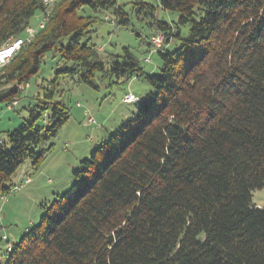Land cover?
<instances>
[{"label": "trees", "instance_id": "trees-1", "mask_svg": "<svg viewBox=\"0 0 264 264\" xmlns=\"http://www.w3.org/2000/svg\"><path fill=\"white\" fill-rule=\"evenodd\" d=\"M154 1L135 0L131 10L163 36L157 74L129 47L103 56L92 41L101 14L131 25L130 2L118 0H57L0 73V86L23 84L47 55L56 59L28 118L4 132L0 197L26 161L35 173L53 152L47 142L70 118L62 78L95 90L141 78L152 88L81 159L71 186L42 205L37 224L7 242L0 264H264V205L252 203L264 188V0ZM158 7L177 21L158 19ZM44 9L42 0H0V47ZM17 94L1 90L0 102Z\"/></svg>", "mask_w": 264, "mask_h": 264}, {"label": "rangeland", "instance_id": "rangeland-1", "mask_svg": "<svg viewBox=\"0 0 264 264\" xmlns=\"http://www.w3.org/2000/svg\"><path fill=\"white\" fill-rule=\"evenodd\" d=\"M133 1L135 0H118L119 4L130 2L124 6L130 15V26L126 28L116 26L112 16L106 12L101 14L103 18L101 22L92 25L93 32L90 35H92V41L98 50L103 52V56L120 54L122 47H129L140 60L145 72L157 74L161 67V61L155 50L156 46L160 44V37L163 41V36L148 26L149 19L139 20L136 17L131 10ZM143 1L155 4L154 0ZM156 16L158 19L172 24L177 21L178 13L165 11L158 7ZM41 19L42 13L37 12L30 20L29 26L21 38L27 36V31L38 27ZM179 29L181 36L184 37L188 33L189 24L179 25ZM148 40L151 46L146 45ZM177 43L179 41L175 38L171 39L167 44V49L174 50ZM5 45L6 43L2 44L0 50L5 49L7 47ZM10 61L0 65V73ZM54 61L56 59H51V55H47L39 75L32 77L30 81L23 84L0 86V92L9 88H15L18 91L14 101L0 102L1 141L5 131L17 128L28 118V108L40 100L44 88H48V82L53 77ZM61 83L63 85L61 88H64L62 99L69 108L70 118L60 127L57 136L47 142V146L54 144V149L39 167L40 169L32 173L31 162L26 161L22 167L18 168L14 176V180H16L17 175L23 171L21 178L29 177L30 183L21 190L13 191L8 195L9 199L17 204L8 213L3 211L6 219L0 225V262L5 258L7 242L16 243L19 241L21 233L29 225L37 224L43 211L42 205L48 204L55 193L64 192L71 186L74 181L73 170L80 166L81 159L89 158L90 152L96 144L107 139L109 133L135 113L137 104L124 103L123 98L127 94H133L142 99L152 91L150 85L141 78H133L127 83L113 85L111 88L101 84L98 90L78 83L76 77H64L61 79ZM89 117H92L95 123L88 124ZM18 179L20 180V178ZM252 203L256 207L264 205V188L252 192Z\"/></svg>", "mask_w": 264, "mask_h": 264}, {"label": "built area", "instance_id": "built-area-1", "mask_svg": "<svg viewBox=\"0 0 264 264\" xmlns=\"http://www.w3.org/2000/svg\"><path fill=\"white\" fill-rule=\"evenodd\" d=\"M56 1L57 0H42L43 7L45 9H44V14L42 16V19L39 22L38 27H36L32 31L31 30L27 31L28 34H27V36H24V38H19V39L12 41L9 45H7V47L5 49L0 50V53L2 52L1 53L2 55L3 54H11V52L13 50L14 51L13 54H14V53H16V51L18 49H20L21 46L28 44L31 41L32 36L35 35L36 30L44 28L46 13H47L48 9L51 8L56 3ZM161 44H162V39L160 37V44L159 45L156 44L157 45L156 47H160ZM11 59H12L11 56H8L7 58H1L0 59V65L9 62ZM123 99H124L123 100L124 103H134L138 100L137 96H135L133 94H127L125 96V98H123ZM87 120H88V124L95 123V120L92 117H89ZM0 142H1V139H0ZM29 180H30L29 177H23L20 180L16 181L14 183L12 189H11V192H13V191L17 192V191L21 190L24 186H26L27 184L30 183ZM6 198H7V196L0 197V201H4ZM9 247H11V246L9 243H7L6 249H10Z\"/></svg>", "mask_w": 264, "mask_h": 264}, {"label": "crops", "instance_id": "crops-1", "mask_svg": "<svg viewBox=\"0 0 264 264\" xmlns=\"http://www.w3.org/2000/svg\"><path fill=\"white\" fill-rule=\"evenodd\" d=\"M22 173H24L23 171H21V173L19 174V175H17V177L15 178L16 180L15 181H13V182H16V181H18L19 179L18 178H20L21 179V177H22ZM18 179V180H17ZM17 203L16 202H14V201H11L10 199H9V196L4 200V201H1L0 202V225L1 224H3V222L5 221V214L3 215V211L4 212H9V211H11L13 208H14V206L16 205ZM8 241V240H7ZM9 242V241H8Z\"/></svg>", "mask_w": 264, "mask_h": 264}, {"label": "bare ground", "instance_id": "bare-ground-1", "mask_svg": "<svg viewBox=\"0 0 264 264\" xmlns=\"http://www.w3.org/2000/svg\"><path fill=\"white\" fill-rule=\"evenodd\" d=\"M13 52H14V51L12 50L11 54H3V55L1 54V53H2V52H1V53H0V59H1V58H7L8 56H11V57H12Z\"/></svg>", "mask_w": 264, "mask_h": 264}]
</instances>
